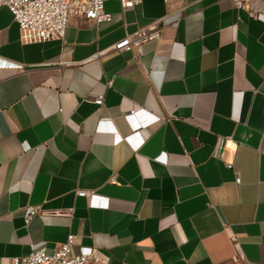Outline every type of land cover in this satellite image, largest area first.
<instances>
[{"label":"crops","instance_id":"1","mask_svg":"<svg viewBox=\"0 0 264 264\" xmlns=\"http://www.w3.org/2000/svg\"><path fill=\"white\" fill-rule=\"evenodd\" d=\"M183 4L106 0L111 20L36 43L0 9L21 65L0 68V264L71 233L109 264H264V13ZM165 17L142 53L111 48Z\"/></svg>","mask_w":264,"mask_h":264},{"label":"built area","instance_id":"2","mask_svg":"<svg viewBox=\"0 0 264 264\" xmlns=\"http://www.w3.org/2000/svg\"><path fill=\"white\" fill-rule=\"evenodd\" d=\"M124 8H132L142 0H119ZM170 11L181 12L184 9V0H164ZM106 0H0V9L7 7L12 13L15 22L19 26L20 38L24 43L46 42L53 39L65 37L66 30L74 17H82L98 24L102 21H109L112 18L110 12L105 9ZM264 0H234L235 6L250 11L254 15H261L264 10L260 3ZM167 17L159 19L150 25L140 27L133 33H128L117 41L112 49L116 51L137 50L142 53L146 43L158 41L162 36V27L169 23ZM173 23L177 19L172 20ZM3 39L0 34V48ZM21 65L13 61L0 58V68H20ZM104 93L96 95L94 102L102 107L104 105ZM135 109L126 114L129 121H133ZM102 124V123H101ZM109 124V123H107ZM102 128L101 125L99 129ZM115 131L110 123L107 128ZM135 134L127 137L132 140ZM137 145H140L139 138ZM233 168V163H228ZM236 183L241 182L240 172H236ZM79 195H89L88 191H78ZM36 207L25 208V218L29 221L36 213ZM76 236L69 234L67 240L60 244L53 253H48L42 247L28 255L12 257L7 264H109L100 254L96 246H80L76 253H73V246Z\"/></svg>","mask_w":264,"mask_h":264}]
</instances>
